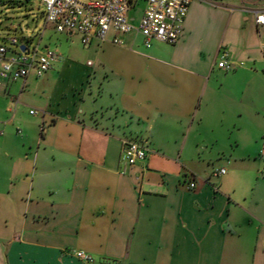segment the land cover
<instances>
[{"label": "crops", "instance_id": "obj_1", "mask_svg": "<svg viewBox=\"0 0 264 264\" xmlns=\"http://www.w3.org/2000/svg\"><path fill=\"white\" fill-rule=\"evenodd\" d=\"M263 14L193 0L176 45L110 33L86 65L3 82L0 264H264Z\"/></svg>", "mask_w": 264, "mask_h": 264}, {"label": "built area", "instance_id": "obj_2", "mask_svg": "<svg viewBox=\"0 0 264 264\" xmlns=\"http://www.w3.org/2000/svg\"><path fill=\"white\" fill-rule=\"evenodd\" d=\"M143 1L146 7L136 25L131 21L130 13L136 3ZM45 7L46 24L52 25L56 32L70 36L78 35L84 46H89L96 40L106 42L110 33L128 35L133 32L145 39L146 47L153 41L168 45H176L184 32V24L193 0H41ZM256 23L264 26V14L256 16ZM10 43L16 46L14 50L0 44V86L5 81L16 82L26 80L30 75L42 77L48 73L58 57L48 51L44 54L35 49L31 52L25 47L23 52L18 47L17 40ZM115 45H121L119 39H114ZM10 51L12 56H9ZM32 54L31 57H28ZM218 68L232 71L235 66L229 62V55L221 51ZM16 108V107H15ZM34 115L35 112H30ZM3 132L0 130V137ZM148 149L142 145L124 141L122 143V157L129 166H136L147 161ZM221 170L218 175H224ZM194 184L190 185L193 189ZM76 257L87 264H93V259L83 253H76Z\"/></svg>", "mask_w": 264, "mask_h": 264}, {"label": "rangeland", "instance_id": "obj_3", "mask_svg": "<svg viewBox=\"0 0 264 264\" xmlns=\"http://www.w3.org/2000/svg\"><path fill=\"white\" fill-rule=\"evenodd\" d=\"M136 5L138 11L146 7L143 1ZM44 12L41 0H0V44L14 50L16 46L10 40L16 39L18 47H26L31 52L37 49L39 55L44 54L48 48L58 60L60 56L79 65L92 62L90 52L83 46L80 37L56 32L52 25L46 24ZM12 55L10 51L9 56ZM31 56L32 54L28 55Z\"/></svg>", "mask_w": 264, "mask_h": 264}, {"label": "water", "instance_id": "obj_4", "mask_svg": "<svg viewBox=\"0 0 264 264\" xmlns=\"http://www.w3.org/2000/svg\"><path fill=\"white\" fill-rule=\"evenodd\" d=\"M21 50L24 52L25 51V47H22Z\"/></svg>", "mask_w": 264, "mask_h": 264}]
</instances>
